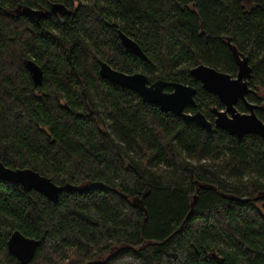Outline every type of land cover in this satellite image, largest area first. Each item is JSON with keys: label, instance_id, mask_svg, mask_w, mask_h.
I'll return each instance as SVG.
<instances>
[{"label": "trees", "instance_id": "1", "mask_svg": "<svg viewBox=\"0 0 264 264\" xmlns=\"http://www.w3.org/2000/svg\"><path fill=\"white\" fill-rule=\"evenodd\" d=\"M55 3L68 12L53 13ZM25 6L47 16L33 22ZM232 47L249 58V87L264 89V0H0V162L61 186L104 184L51 202L0 180V264H21L7 248L14 230L39 241L27 264H264V139L207 131L98 73L105 61L194 86L185 110L213 121L224 106L189 71L235 76ZM255 112L264 122V108Z\"/></svg>", "mask_w": 264, "mask_h": 264}, {"label": "water", "instance_id": "2", "mask_svg": "<svg viewBox=\"0 0 264 264\" xmlns=\"http://www.w3.org/2000/svg\"><path fill=\"white\" fill-rule=\"evenodd\" d=\"M247 3L248 0H242ZM51 11L55 14H65L68 10L59 3L52 4ZM21 13L33 22H39L47 16V12L40 8L25 6L21 8ZM120 46L133 54L146 60V55L130 36L117 30ZM232 53L237 65L235 76L212 68L206 64H198L189 71L190 76L200 82L201 87L215 95L223 104V109L214 107L212 113L215 115L211 122L200 111L187 112L188 106L195 107L194 86L182 82H169L162 79L149 82L148 77L142 72L127 74L113 68L105 61L99 62L98 73L100 77L113 82L123 88L130 89L137 93L143 102L153 104L165 112H172L185 121H195L202 128L210 131L217 127L226 131L229 135L238 139L248 134H256L264 139V122L257 116L255 103L247 100V94L251 91L249 79L252 77V68L249 64L248 56L240 53L232 47ZM25 67L35 86L41 85L43 71L39 65L32 60L25 62ZM171 87L170 91H165V87ZM238 101H242L247 112L237 109ZM0 180L21 186L24 190H35L42 194L51 202L58 200L63 189L81 191L89 188H103L104 184L99 182H88L85 187H77L70 184L63 186L55 184L50 178L41 175L39 172L29 168H10L0 162ZM133 202L143 209L142 198L134 197ZM144 210V209H143ZM39 241L35 238L23 235L19 230H14L7 240V248L10 254L15 256L21 264H27L34 256ZM212 256H216L212 253Z\"/></svg>", "mask_w": 264, "mask_h": 264}, {"label": "rangeland", "instance_id": "3", "mask_svg": "<svg viewBox=\"0 0 264 264\" xmlns=\"http://www.w3.org/2000/svg\"><path fill=\"white\" fill-rule=\"evenodd\" d=\"M13 13L17 14L19 12V9L11 10ZM252 91H254L257 96L260 97V101L257 103L255 102L259 107L264 108V89L257 86L256 88H251ZM248 111V110H247Z\"/></svg>", "mask_w": 264, "mask_h": 264}, {"label": "flooded vegetation", "instance_id": "4", "mask_svg": "<svg viewBox=\"0 0 264 264\" xmlns=\"http://www.w3.org/2000/svg\"><path fill=\"white\" fill-rule=\"evenodd\" d=\"M239 102V101H238ZM242 102V101H241ZM246 107V106H245ZM214 108V107H213ZM212 108V109H213ZM217 108V107H216ZM212 109H211V111H212ZM186 111V110H185ZM197 111H199V110H197ZM196 112V111H195ZM243 112H247V109L245 110V111H243ZM191 113H193V112H191ZM214 115V114H213ZM214 118H215V115H214ZM214 118H213V120H214ZM212 122V121H211Z\"/></svg>", "mask_w": 264, "mask_h": 264}]
</instances>
